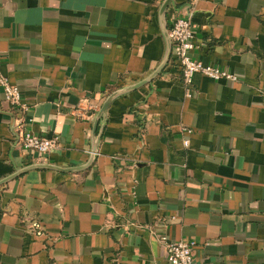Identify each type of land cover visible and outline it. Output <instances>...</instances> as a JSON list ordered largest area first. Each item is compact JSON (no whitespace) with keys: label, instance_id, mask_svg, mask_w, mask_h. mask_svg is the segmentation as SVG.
Here are the masks:
<instances>
[{"label":"crops","instance_id":"1","mask_svg":"<svg viewBox=\"0 0 264 264\" xmlns=\"http://www.w3.org/2000/svg\"><path fill=\"white\" fill-rule=\"evenodd\" d=\"M165 0H0L1 71L26 128L59 136L23 150L0 87V264H166L165 242L194 240L195 264H264V0H170L190 18L191 56L236 80L195 73L165 52ZM186 129H191L187 132ZM188 144L184 145L183 140Z\"/></svg>","mask_w":264,"mask_h":264},{"label":"built area","instance_id":"2","mask_svg":"<svg viewBox=\"0 0 264 264\" xmlns=\"http://www.w3.org/2000/svg\"><path fill=\"white\" fill-rule=\"evenodd\" d=\"M168 35L172 43L171 55L180 68L181 78L185 84H189L192 81V76L195 73H201L214 80L221 78L236 80V77L226 70H221L210 64H203L191 56V51L194 47V35L189 17H175L168 28ZM1 64L2 56L0 55V87L4 99L16 114L13 130L17 133L20 147L31 152V154L35 153L38 156H45L49 151L59 146V136L57 134L41 136L26 128L23 113L27 110V106L21 100V92L18 86L11 83L2 73ZM96 110V105L84 100L79 102L71 111L79 117L88 118ZM184 130L191 132V129L184 128ZM183 143L187 145L188 140L184 139ZM162 240L165 242L166 264H195L193 248L196 242L194 240L167 241L165 237H162Z\"/></svg>","mask_w":264,"mask_h":264},{"label":"water","instance_id":"3","mask_svg":"<svg viewBox=\"0 0 264 264\" xmlns=\"http://www.w3.org/2000/svg\"><path fill=\"white\" fill-rule=\"evenodd\" d=\"M170 0H165L160 8V16H161V30H162V34H163V37H164V40H165V52H164V55H163V58L162 60L160 61L159 65L155 68V70L146 78L144 79H141L133 84H130V85H127V86H124L122 88H119L117 90H114L112 91L110 94H108V96L105 98V100L103 101V103L101 104V106L97 109V111L95 112V114L93 115L92 119H93V128H92V132H91V138H92V145H91V150H90V158L87 162V164H85L84 166H81V167H76V168H70V169H80V168H83L87 165H89L92 160H93V157L95 156V153H96V145H97V142L99 140V133L96 135L95 133V130H96V125H97V122L98 120L104 116L105 114V109L108 105V103L112 100L113 97H115L116 95L118 94H121L123 92H127L133 88H136L144 83H147L148 81H150L156 74H158L162 68L164 67V65L167 63L170 55H171V49H172V43H171V40L169 38V35H168V28H167V25L165 24V22L163 21V17H164V13H165V10H166V7L168 5ZM48 167L50 166L49 164H46V163H33V164H30V165H27L21 169H18L16 170L15 172H13L12 174L0 179V184H3L5 182H7L8 180H10L11 178L17 176L18 174H20L21 172H24L30 168H37V167Z\"/></svg>","mask_w":264,"mask_h":264}]
</instances>
